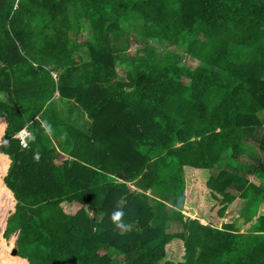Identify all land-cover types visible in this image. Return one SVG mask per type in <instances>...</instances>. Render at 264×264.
<instances>
[{"label":"trees","instance_id":"1","mask_svg":"<svg viewBox=\"0 0 264 264\" xmlns=\"http://www.w3.org/2000/svg\"><path fill=\"white\" fill-rule=\"evenodd\" d=\"M0 95L28 264H264V0H0Z\"/></svg>","mask_w":264,"mask_h":264},{"label":"rangeland","instance_id":"2","mask_svg":"<svg viewBox=\"0 0 264 264\" xmlns=\"http://www.w3.org/2000/svg\"><path fill=\"white\" fill-rule=\"evenodd\" d=\"M123 26L126 27V28H129V32H130V34H129V38H130V40L132 41V44H131V46L129 47V49L126 50L123 54H124L125 56H127V55H132V54L136 51V49H138V48H137L138 45H139L138 42H143V41H142L141 37H139V39L136 38V35H135L134 31L132 30L133 32H131L130 27H128L127 25H123ZM144 44H145V47H147V48H149V47L155 48V45H156V44H153V43H152L151 41H149V40H147L146 43H144ZM140 45H141V44H140ZM156 46H157V45H156ZM162 46H163V47H162ZM164 48H166V47L164 46V44H163V45H158L157 50H158L159 53H163L164 50H165ZM169 49L175 51V50H174V49H175L174 47H169ZM183 60H184L183 62H184L185 64H187V65H189V66H191V67H193L194 65H196V61H194L192 57L185 56ZM116 74H117L118 78H121V79L123 78L124 80H129V79L134 78V73L131 72L130 69H128V68H126V67H123V66H120V67L117 69ZM53 76H54V74H53ZM0 97L3 99V95H0ZM54 98H57V97L55 96ZM258 117H259L260 121L263 123V122H264V111L258 113ZM74 121H75L76 123L84 122V124H86V123L88 122V119H87V117L85 116V114L81 113L80 111H77L76 115L74 116ZM1 123H2V122H1ZM263 125H264V124H263ZM1 126H2V125H1ZM263 127H264V126H263ZM1 128H2V129H1V132H0V136L2 137L3 126H2ZM20 132H21V131H20ZM20 132H19V133H20ZM25 132H26V131H24L23 133H25ZM19 133H18V134H19ZM18 134H17V135H18ZM25 134H26V133H25ZM25 134H24V135H25ZM24 135L22 134L21 136L23 137ZM1 137H0V143H1ZM248 142H249V144H248V146H247L248 149H250L251 151H254L255 153H258V154L262 155V153L258 150L255 141H253V140H249ZM3 155H4V154H3ZM0 157H1V153H0ZM1 158L4 159V167H5V169H4V173H5V171L7 170L8 166H9L10 164H9V161L7 160V158H6L5 156H2ZM62 158H65V156H62L61 159H62ZM9 160H10V159H9ZM222 166H225V164H224V163H221V165H220L219 167H222ZM217 170H218V167L216 166V167L213 169V172L216 173ZM3 175H4V174H2V175L0 174V179H1V181H2V177H3ZM247 179L255 183V180H253V178H252L250 175L247 176ZM4 194H5L6 196H8V195L6 194V192L1 193V194H0V201H1L2 204L8 209V210H7L8 215H11V214L13 213V211H14L15 200H14V202H13V204H12V201H11L10 196H8V200H7L6 197H2V195L4 196ZM1 202H0V203H1ZM61 206H62L63 209H65V210L68 211V212H71V211H72V207H71V205L68 204V203H62ZM184 213H185V212H184ZM232 217H234V213H229V212H228V213H226L225 216H224V221L227 222V221H229ZM4 221H5V219H4ZM245 227H246V226H245ZM245 227H243V228L245 229ZM1 229H2V230H1V236L3 237L4 228L1 227ZM177 229H178V224H176V223H172V224H171V227H170V229H169V231H170V232H174V231H177ZM15 241H16V240H15V235H14V233L10 234L8 238H4V237H3V242L0 244L1 249L8 247V249H7L8 251L5 249V250H4V253H0V264H11V263H9V260H11L10 258H16V257H12V256L9 255V251H10V249L15 245ZM6 259H7V260H6ZM16 259H17V258H16ZM27 263H28V262H27ZM27 263H26V264H27Z\"/></svg>","mask_w":264,"mask_h":264},{"label":"bare ground","instance_id":"3","mask_svg":"<svg viewBox=\"0 0 264 264\" xmlns=\"http://www.w3.org/2000/svg\"><path fill=\"white\" fill-rule=\"evenodd\" d=\"M2 126H1V122H0V132H1V128ZM2 157V156H1ZM0 157V174L2 175V174H4V169H5V167H4V160H3V158H1ZM4 192H6V194L8 195V196H10V198H11V201H12V204H13V202H14V198H13V196H12V193L6 188V186L3 184V182L1 181V179H0V194L1 193H4ZM8 196H6L5 194H4V196L2 195V197H6L7 198V200H8ZM1 202V201H0ZM2 203V202H1ZM4 224H5V221H4V219L2 218L1 220H0V226L2 227V228H4ZM2 230V229H1ZM3 242V237L1 236V234H0V244ZM7 250L8 249V247H6V248H3V249H1V246H0V253H4V250ZM8 251V250H7ZM17 258V259H16ZM16 258H10L11 260H9V263H11V264H26L27 262L24 260V259H22V258H20V257H16ZM7 260V259H6Z\"/></svg>","mask_w":264,"mask_h":264},{"label":"clouds","instance_id":"4","mask_svg":"<svg viewBox=\"0 0 264 264\" xmlns=\"http://www.w3.org/2000/svg\"><path fill=\"white\" fill-rule=\"evenodd\" d=\"M24 131H26V130L22 129L20 134H22ZM20 134H18V135H20ZM18 135H16V138H18ZM24 143H25V141L23 139H21V144H24ZM36 158L38 159V154L36 155ZM124 215H125L124 211L122 209H120V208H117L116 210H114L111 213L110 219H111L112 222L115 223V225L117 227H122L123 226L122 217Z\"/></svg>","mask_w":264,"mask_h":264},{"label":"water","instance_id":"5","mask_svg":"<svg viewBox=\"0 0 264 264\" xmlns=\"http://www.w3.org/2000/svg\"><path fill=\"white\" fill-rule=\"evenodd\" d=\"M7 210L8 209L2 203H0V220L2 218L5 219L4 231H5V228H6L7 218L10 216V215H8ZM0 234H1V226H0ZM14 235H15V240H16L17 235H18V231H15L14 232ZM17 253H18V250H17L16 246L14 245L10 249L9 255L12 256V257H18Z\"/></svg>","mask_w":264,"mask_h":264},{"label":"crops","instance_id":"6","mask_svg":"<svg viewBox=\"0 0 264 264\" xmlns=\"http://www.w3.org/2000/svg\"><path fill=\"white\" fill-rule=\"evenodd\" d=\"M0 122H2L1 123V125L3 126V131H4V129H5V121H4V119L3 118H0ZM3 131H2V134H3ZM1 137V136H0ZM1 156H5L6 158H7V160L9 161V164H10V160H9V158H8V156H6V155H3V154H1ZM4 160V159H3ZM9 167V166H8ZM8 169V168H7ZM7 171V170H6ZM6 171H5V173H4V175L6 174ZM3 175V176H4ZM252 177V176H251ZM3 178V177H2ZM253 178V177H252ZM254 180V179H253ZM3 182V181H2ZM201 223H205L203 220H199ZM23 259V258H22ZM25 261H26V259H24ZM27 262V261H26ZM28 264V263H27Z\"/></svg>","mask_w":264,"mask_h":264},{"label":"built area","instance_id":"7","mask_svg":"<svg viewBox=\"0 0 264 264\" xmlns=\"http://www.w3.org/2000/svg\"><path fill=\"white\" fill-rule=\"evenodd\" d=\"M20 133H21V132H20ZM20 133H19V134H20ZM25 133H26V134H25ZM25 133H22L23 135L25 134L23 137L21 136L22 134L18 135V138H19L20 140H21V139H24V138L26 137V135H27V132H25Z\"/></svg>","mask_w":264,"mask_h":264}]
</instances>
